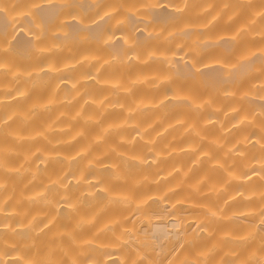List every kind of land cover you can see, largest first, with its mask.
<instances>
[{
  "label": "clouds",
  "instance_id": "clouds-1",
  "mask_svg": "<svg viewBox=\"0 0 264 264\" xmlns=\"http://www.w3.org/2000/svg\"><path fill=\"white\" fill-rule=\"evenodd\" d=\"M77 2L91 38L38 15ZM25 3L0 34V264H264V0ZM241 9L229 41L216 38ZM245 38L260 46L237 54ZM211 48L224 64L198 71ZM181 69L195 98L178 89ZM49 87L55 99L32 98ZM193 203L189 229L176 205ZM156 212H175L167 236L140 228Z\"/></svg>",
  "mask_w": 264,
  "mask_h": 264
},
{
  "label": "bare ground",
  "instance_id": "bare-ground-1",
  "mask_svg": "<svg viewBox=\"0 0 264 264\" xmlns=\"http://www.w3.org/2000/svg\"><path fill=\"white\" fill-rule=\"evenodd\" d=\"M166 7V5H163ZM28 4L25 3V0H20L19 3L13 2L10 5L9 8V16H0V34H6L8 33L10 29V19H14L17 16L20 15L21 12H24L27 10ZM78 11H82V8L80 7V3L77 2L73 8H69L67 10L60 9L58 7H41L39 10L38 15L42 20H44L46 23L53 24L57 22V17L60 18V22L64 24L65 28L69 31L70 39L75 41L77 38H91L96 34L95 30L90 31H84L80 28L79 23L77 22L74 17L76 16V13ZM247 15L246 9H241L239 16L237 17L236 21H233L232 24H226L224 22V18L222 17L219 21L216 22L212 29L213 35L218 39H223L226 42L229 41V38L232 37L235 34L236 25L237 23ZM197 18L195 16V10L193 9L190 11L188 17H186V20L188 22H193ZM200 22H203V18H199ZM28 22V17H25V20L21 23L16 24L15 28V47L19 50H24L28 46V41L31 38V33L25 31L24 23ZM166 21V17L164 14H158L155 23L156 24H164ZM260 46V42L249 40L247 38L240 41V44L236 46L235 51L237 54H240V51L242 48L247 47L250 50H254L256 47ZM222 51V49L218 48H211L209 49L207 56L208 59L205 60L204 64L197 65V70H201L204 67H211L216 64H224V61L218 58V53ZM67 55V53H65ZM63 59V57H57V61ZM181 74L185 78L183 79L182 83L178 85V89L184 93L192 95L194 98L197 96L198 93V85L195 81H193L191 78L187 77V70L181 69ZM205 77L209 80H218L219 74L216 72H209L205 74ZM67 84H62L61 88L68 87ZM106 89L104 88H97L96 92L97 94L101 92H105ZM137 96H144L145 91L144 89H137L136 91ZM33 99H46V98H53L52 96V88H46L40 91H37L33 93L32 95ZM113 118L116 114H110ZM158 127V126H157ZM70 150V148H69ZM49 168L51 171L55 172L56 169L53 165H49ZM176 207L181 208L182 211H184V215L189 217L188 221V227L189 229L195 228L197 226V221L195 219L196 214L198 213V205L196 204H189V205H180L177 204ZM231 207H239L238 204L231 205ZM186 209V210H184ZM119 215V213H117ZM171 218L162 217L158 212L155 214V218L146 219L144 223L140 224V228L142 230H147L155 236L164 237L169 234L170 231L174 230L176 227L175 224V212L169 214ZM129 221L133 219V217L128 218ZM245 219H250L248 217H245ZM230 226L225 224L218 225V229L223 231L228 229ZM238 234H242L239 233ZM113 259H116V256H113Z\"/></svg>",
  "mask_w": 264,
  "mask_h": 264
}]
</instances>
